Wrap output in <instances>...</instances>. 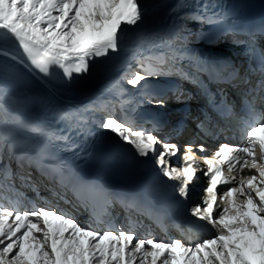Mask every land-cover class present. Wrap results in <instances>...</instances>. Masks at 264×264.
Masks as SVG:
<instances>
[{"label":"snow or ice","instance_id":"6c2138e0","mask_svg":"<svg viewBox=\"0 0 264 264\" xmlns=\"http://www.w3.org/2000/svg\"><path fill=\"white\" fill-rule=\"evenodd\" d=\"M185 8L194 11L182 19L219 22L216 16L202 14L209 8L207 0H177L172 11ZM147 12L140 0H0V55L23 65L38 79L58 76L71 83L90 71L91 61L119 52L123 34L135 27L137 31L128 51L137 68L129 66L120 79L142 89L146 87L142 82L148 77L167 74L166 65L170 64L171 70L183 59L180 49L174 47L176 40L169 39L163 31L141 27ZM183 30L181 26L175 31L176 39L181 38ZM224 35L226 31L219 33L216 41ZM197 38H202V34ZM9 45L17 50L16 54L7 50ZM157 49L162 51L157 53ZM249 55L258 60V67L252 71L258 72L261 80L248 94H259L264 90V53L250 47ZM207 70L198 67V71ZM176 71L188 78L181 70ZM211 71L225 79L236 78L235 71L229 72L227 65ZM109 88L117 96L124 94L120 81H114ZM15 103L5 81L0 80V264H264V114L256 112L253 101L245 100L246 116L240 120L246 139L243 146L221 144L207 156L202 155L207 151L203 144L188 143L184 145L179 167L170 164L171 158L181 151L178 145L161 140L153 131L134 127L127 117L117 119L105 104L61 114L79 124L89 118L85 113L105 112L102 119L92 122L116 134L137 156L152 154L159 174L178 182L171 187L181 197H187L189 184L201 170L202 161L206 166L204 175L209 177L207 195L204 206H195L191 214L210 225L214 235L194 245H185L178 239H137L131 218L127 231L115 229L109 222L108 228L100 232L34 201H28L30 208L21 210L25 199L21 188H30L43 200L32 178L33 170L61 189L68 186L63 167L48 151V143L67 141L68 137L20 120L12 112ZM126 103L121 101V109ZM155 103L163 105L164 101L157 99ZM221 111L226 117L233 115L232 108L223 100ZM20 130L32 132L40 139L33 144L17 140L14 132ZM220 185L228 187L218 197ZM72 190L85 207H93L95 220L104 222L112 203L105 186L97 181L77 180ZM155 190L149 187L147 192ZM51 192L63 199L56 187ZM121 203L139 210L135 202ZM144 214L151 216L148 211Z\"/></svg>","mask_w":264,"mask_h":264},{"label":"bare ground","instance_id":"6f19581e","mask_svg":"<svg viewBox=\"0 0 264 264\" xmlns=\"http://www.w3.org/2000/svg\"><path fill=\"white\" fill-rule=\"evenodd\" d=\"M149 2V0H140V3L145 7V5H147V3ZM176 22L177 20H173L171 22V28L172 30L175 31L178 29L176 28ZM192 26H194V22H191ZM196 30L193 31H187V33L182 32L181 38L180 39H184V37H186L185 39V43L186 44H199L197 38H196ZM216 49L218 50H222L223 52L226 51L227 54L232 55L233 51H231V49L226 48L225 44L220 45V47H217ZM15 51H17L15 49ZM102 61L103 58H99L97 60H93L91 61V65H90V71L87 74H84L78 78H75L73 80V82L71 83H67L62 81L58 76H54L52 78H46V79H38L36 76H34L31 72H28V69L24 68L23 65L17 63L16 61L12 60L10 57L7 56H3L0 55V80H4L7 87H8V92L9 95L11 97L15 98H19V99H23L22 96L25 95V88L23 86V84L18 83L15 80V76L14 74H20L21 76H23L26 79V82H32L34 84V86L37 88L38 90V94L41 96V98L47 102V104L49 106H51L52 108H59L60 110H62L63 105L64 104H70L73 107H77L80 110H84L85 108L96 104V101L98 100V93L100 94L102 91H104L107 87H109L110 84H112L113 82L111 80H107V79H103L101 76V67H102ZM128 64L131 65V67H136V61H131ZM127 66V65H126ZM122 67V66H121ZM118 68L116 73L117 75H119L120 73H122V68ZM124 67V66H123ZM174 68H178L179 70H183V67L180 66H176ZM173 68V69H174ZM126 69V67H125ZM165 70H169L168 67H165ZM172 70V69H171ZM126 71H129V68L127 67ZM175 72H177L176 70H174ZM88 75H92L93 78L92 80H89L90 83L85 84V81H88L87 76ZM168 73L164 74V77H168ZM75 84H78L80 87L79 89H75V88H71V86H76ZM239 85V84H238ZM67 88H70V90ZM107 90V89H106ZM171 98H175V99H179L181 101V99L183 98L182 95H179V93L177 92V90H173L172 94L170 93L168 95ZM26 98V95H25ZM107 101H105L106 105L108 106V110L111 111V109L109 108V106L113 105V101L112 99H110L108 96L105 99ZM109 100H111L112 102H108ZM164 102H169L166 98H164ZM178 106H184L183 103H178ZM16 106V105H15ZM176 108V107H175ZM112 112V111H111ZM176 118H182V139H184L186 133L188 132V130H191L190 128V117L192 116L190 112H188V110L186 109H180L178 110V113H175ZM115 117L117 119H119L116 115ZM186 118V119H184ZM185 122V123H184ZM163 125L165 126L164 129H167L168 132H172L173 134L175 133L176 128H173L172 130L169 129L171 127H173L171 124L170 125H166V122H162ZM96 124V123H94ZM92 128L96 127V126H91ZM116 134L111 133L109 131V137L111 139L116 138ZM169 140L171 142H173L172 138H169ZM123 146L125 148L130 149L134 156L136 158H140L139 156H137L135 154L134 149L126 144L125 142H123ZM246 143V142H245ZM244 143V144H245ZM231 146H239V145H231ZM241 146V145H240ZM243 146V145H242ZM145 170V167L140 166L138 168V171L140 173H143V171ZM33 178V175H32ZM42 183V182H39ZM38 183V184H39ZM45 185H42V187ZM228 187V186H227ZM55 208V207H53ZM70 208V207H69ZM56 210V209H55ZM220 210V209H218ZM61 211L64 214H70L71 212L74 215V209L70 210L68 208L63 207ZM115 214V212H114ZM73 215H70L69 217L73 218ZM120 216V215H119ZM117 217L116 220H114V224L117 225V229H123L125 231L129 230V218H131L132 221L135 222V227L132 229L135 233H136V237L137 239H145V238H152L155 239L156 241H171V240H181L185 245H194L196 243L202 242L203 240L207 239L209 235H211V237H213L214 235V229H212L211 231H209L208 236H204L201 238H190L189 240H187L188 238H186L185 235H183L182 232H178V231H174V230H170V237H165L162 234H158L155 233L157 236L153 237L149 235L148 230H146L147 228H140L136 223H143L144 225L146 224L145 222H142V220L140 218H134L133 215H131L129 218L128 217H124L122 220L121 217ZM75 220L82 226H86L89 228H92L94 230L100 231L102 232V228L104 227V218L102 223H99L95 220L94 217H90L89 215H86V211L83 208V211H81L80 215L76 214L75 215ZM74 219V218H73ZM101 228V229H100ZM152 230V229H150ZM149 230V231H150Z\"/></svg>","mask_w":264,"mask_h":264},{"label":"rangeland","instance_id":"374dc122","mask_svg":"<svg viewBox=\"0 0 264 264\" xmlns=\"http://www.w3.org/2000/svg\"><path fill=\"white\" fill-rule=\"evenodd\" d=\"M176 26H177V28H181V26H183V31L182 32H184V33H187V31L189 32L190 30L191 31H193V28L191 27V22L190 21H188V20H185V19H183V20H179V21H177L176 22ZM188 34V33H187ZM181 36H183V35H181ZM131 69H136V67H131ZM124 75V74H123ZM122 75V76H123ZM121 76V77H122ZM120 77V78H121ZM125 83V85L127 84L125 81H123L122 80V84H124ZM178 90H179V93H181L182 95H184V91L183 90H181V88H178ZM113 110V109H112ZM97 117H100V114L98 113L97 115H96ZM210 238H212L211 237V235L210 236H208V238L207 239H210Z\"/></svg>","mask_w":264,"mask_h":264}]
</instances>
